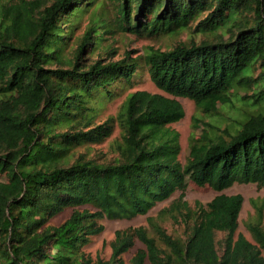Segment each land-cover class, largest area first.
<instances>
[{
  "label": "trees",
  "instance_id": "obj_1",
  "mask_svg": "<svg viewBox=\"0 0 264 264\" xmlns=\"http://www.w3.org/2000/svg\"><path fill=\"white\" fill-rule=\"evenodd\" d=\"M182 34L166 49L86 60L91 47L110 52L118 35ZM144 75L165 94L129 90ZM176 97L227 122V136L195 123L184 163L170 125L184 116ZM115 124L113 159L78 151ZM250 182L264 188V0H0V264H125L135 237L145 247L131 264H264V204H254L250 240L236 235L240 194L194 210L181 201L190 184ZM178 191L159 218L181 216L183 234L149 216L151 234L116 231L109 260L86 252L99 220L146 214ZM66 207L70 216L52 223Z\"/></svg>",
  "mask_w": 264,
  "mask_h": 264
},
{
  "label": "rangeland",
  "instance_id": "obj_2",
  "mask_svg": "<svg viewBox=\"0 0 264 264\" xmlns=\"http://www.w3.org/2000/svg\"><path fill=\"white\" fill-rule=\"evenodd\" d=\"M186 34L181 36H172V37H162L160 39L152 38H141L134 35H118L113 38H110L106 42V46H111L110 52L106 53L105 50L98 49L94 47L86 53V60H94L98 57L107 59L112 55V49L116 51L112 59L122 58L127 51H131L132 56L143 54L146 50L153 48L166 49L170 46H173L179 42L180 39H186ZM143 89L150 92L162 93L163 91L158 89L151 80L147 78L146 75L142 76L139 83L134 85L129 90ZM126 92L118 96L110 103L107 104L102 114L99 117V120L103 121L107 116L114 115L121 103L125 98ZM176 99L181 102L184 108V116L176 122L171 123L170 125L175 128L180 133V143H181V154L180 159L182 163L185 162V158L189 153L190 140L193 134L200 133V129L194 128V124L197 123L199 127L210 128L208 126L209 122L218 124L221 127L219 133L223 136H227L225 128L227 122L217 123L214 119L208 117L206 114L200 112L196 107L195 103L186 97H176ZM223 110V109H220ZM228 111L227 115L235 114V110ZM220 116V115H219ZM222 116V114H221ZM120 127L115 124L114 129L109 137L105 139L100 144H91L90 147H79L78 151L90 153V156H93L99 160H109L113 159L116 154L113 152L112 143L116 139H120L121 133ZM224 193L227 195L240 194L243 197L242 209L239 215V224L236 235L242 233L248 239L252 240L251 234L247 229L248 223L255 220V207L254 204H264V188L259 187L256 183H235L232 186L222 190L217 191L216 189L206 186V187H197L193 184H190L187 188L185 196L181 201H185L191 209H197L199 204H206L217 194ZM180 192H175L169 200L157 203L153 208H151L146 214H140L130 219H101L99 220L100 224L104 225V229L99 233L92 236L91 242L85 247L86 252H88L94 259L100 258L103 260H109L112 253L111 242L115 238L117 230L133 229L137 227L147 228L148 232L152 233V228L149 225L148 217L153 216L158 218V221L165 227V229L173 234H183L185 231V222L181 216L178 219L174 218H159V213L162 209L169 207L174 201L179 199ZM87 206H80L79 209H82ZM74 207H66L61 213L52 218V223L59 224L67 217L70 216ZM264 219V215H263ZM221 233L217 234V237H221ZM145 245L135 237L134 245L123 254V259L125 264H131V259L136 254V252L144 248ZM143 264H150L149 260L146 259Z\"/></svg>",
  "mask_w": 264,
  "mask_h": 264
}]
</instances>
